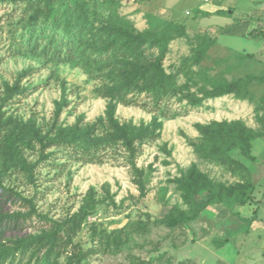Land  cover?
<instances>
[{
    "label": "rangeland",
    "instance_id": "1",
    "mask_svg": "<svg viewBox=\"0 0 264 264\" xmlns=\"http://www.w3.org/2000/svg\"><path fill=\"white\" fill-rule=\"evenodd\" d=\"M79 1L98 19L109 14L104 0ZM116 1L119 17L137 32L169 37L162 68L175 79L176 94L112 98L105 89L116 72L100 71L95 56L88 57L96 63L86 72L81 67L86 53L73 62L44 58L40 49L50 38L36 49L41 38L32 32L23 5L0 2L4 248L32 239L29 253L42 255L38 239L54 230V223L80 214L81 228L68 243L84 253L80 264H264V82L251 81L237 96L202 100V92L216 84L264 74V0ZM66 3L72 6L71 0H51L50 6L62 11ZM202 44L210 46L193 64V51ZM157 55L155 48L144 49L148 60ZM188 97L201 102L191 106ZM110 103L121 124L146 125L153 116L161 124L156 139L136 145L134 168L121 148L98 152L101 162L87 163L77 160L81 152L72 148L40 145L39 138L54 139L58 128L97 124ZM210 121H241L253 129L258 135L250 149L254 159L236 149L229 155L240 165L231 168L199 158L192 147L200 138L195 124ZM10 130L17 136L12 145L6 143ZM191 166L213 185L248 184L249 202L224 197L192 221L166 226L161 221L166 214L175 209L190 214L204 200L205 192L192 204L182 197L180 181ZM78 258L63 253L53 264H75Z\"/></svg>",
    "mask_w": 264,
    "mask_h": 264
},
{
    "label": "trees",
    "instance_id": "2",
    "mask_svg": "<svg viewBox=\"0 0 264 264\" xmlns=\"http://www.w3.org/2000/svg\"><path fill=\"white\" fill-rule=\"evenodd\" d=\"M0 2L13 6L23 5L28 12L27 22L33 26L32 32L37 33L41 42L37 44L41 48L44 39L50 38L47 45L40 49L44 58L56 63L73 62L76 56H83L81 67L88 73L96 63L88 57L98 58L100 71L114 73L116 75L109 81L110 86L106 92L113 93L112 98L123 101L128 93H142L145 97H154L155 92L175 93V79L166 76L162 68V60L167 50L169 37L153 33H139L126 21L119 17L118 3L116 0H104L102 7L109 10L106 18L98 19L96 13L90 14L87 6L79 0H71V5H63L62 11L51 7V0H0ZM180 29V27H178ZM47 32H53L48 35ZM210 44L199 45L193 51V64H198ZM155 48L158 55L154 59L144 58V49ZM248 58H252L249 55ZM75 61V60H74ZM122 70L121 74L118 70ZM251 81L264 82L263 75L248 74L243 78L231 82L220 83L202 92V100L215 99L225 95H239L240 91L246 90ZM124 102V101H123ZM191 106L199 105L201 99L187 98ZM264 103V97L261 98ZM144 106V105H141ZM61 104H56L55 116L60 113ZM161 124L156 116L146 125L134 126L127 123H119L115 118V105L109 104L103 119L97 124L86 128H58L54 139L43 143V138H37L40 145H57L63 148H72L76 153L81 152L77 160L92 163L101 162L96 155L106 150L121 148L127 155L128 162L134 168L133 158L137 152L136 145L157 138V131ZM195 129L200 138L192 144L197 156L204 160L219 162L231 168L240 165L233 160L229 152L236 149L249 160L254 158L250 155L251 143L258 136L255 131L247 127L241 121H210L206 124H195ZM96 130H102L100 136ZM17 140L13 130L6 134V143L12 145ZM67 150V149H66ZM77 155H74L76 157ZM248 184H234L224 186L211 184L205 175L199 173L195 166H191L185 179L180 181V190L186 204H192L193 197L205 192L204 200L194 207L190 214L179 209L166 214L161 221L168 227H175L197 218L207 207L222 204L223 198H235L240 204L249 202ZM30 203L29 200H23ZM7 216L0 217V264H53L60 254L69 253L71 257H79L75 264H80L84 253L73 245L71 249L68 243L76 236L81 228L83 217L75 214L61 223H54L55 229L44 234L38 239L40 249H44L42 255L35 252L29 253L35 247L32 239L21 241L14 247L4 248L5 225L2 224ZM57 229L63 231L57 233ZM33 245V246H32ZM39 252V251H37ZM26 260V261H24Z\"/></svg>",
    "mask_w": 264,
    "mask_h": 264
},
{
    "label": "crops",
    "instance_id": "3",
    "mask_svg": "<svg viewBox=\"0 0 264 264\" xmlns=\"http://www.w3.org/2000/svg\"><path fill=\"white\" fill-rule=\"evenodd\" d=\"M203 2H204V1H203ZM206 2H207V1H206ZM263 4H264V3H262V5H263ZM262 5H261V6H262ZM263 6H264V5H263ZM261 8H262V7H261ZM259 10H261V9H259ZM257 11H258V10H257ZM258 12H259V11H258ZM260 13H261V12H260ZM263 14H264V13H263ZM243 23H244V22H243ZM245 23H246V22H245ZM245 23H244V24H245ZM235 28H237V27H235Z\"/></svg>",
    "mask_w": 264,
    "mask_h": 264
},
{
    "label": "built area",
    "instance_id": "4",
    "mask_svg": "<svg viewBox=\"0 0 264 264\" xmlns=\"http://www.w3.org/2000/svg\"><path fill=\"white\" fill-rule=\"evenodd\" d=\"M204 2H206L207 0H203Z\"/></svg>",
    "mask_w": 264,
    "mask_h": 264
}]
</instances>
